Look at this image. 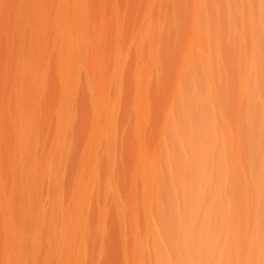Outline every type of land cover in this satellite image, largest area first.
<instances>
[{"label": "rangeland", "instance_id": "1", "mask_svg": "<svg viewBox=\"0 0 264 264\" xmlns=\"http://www.w3.org/2000/svg\"><path fill=\"white\" fill-rule=\"evenodd\" d=\"M13 1L0 0V73L14 77L0 74V263L264 264V0H136L129 16L126 0H20L21 35Z\"/></svg>", "mask_w": 264, "mask_h": 264}, {"label": "bare ground", "instance_id": "2", "mask_svg": "<svg viewBox=\"0 0 264 264\" xmlns=\"http://www.w3.org/2000/svg\"><path fill=\"white\" fill-rule=\"evenodd\" d=\"M15 1H16V0H15ZM15 1H13V2H15ZM43 1H48V0H43ZM63 1H64V0H63ZM116 1H118L119 3H122V4H119V3H117ZM128 1H129V2H128ZM133 1H135V2H133ZM157 1H158V0H157ZM178 1H179V4H180L181 1H180V0H178ZM188 1H189V0H188ZM199 1H201V0H199ZM208 1H209V0H208ZM210 1H211V0H210ZM5 2H6V1H5ZM22 2H23V1H22ZM40 2H41V1H40ZM105 2H106V1H105ZM107 2H108V1H107ZM111 2H112V1H111ZM113 2H116V3L118 4L117 7L120 6V5H123V2H122V1H119V0H114ZM127 2H128V5H130L129 3H131V2H133V3L135 4V3H136V0H126V3H127ZM149 2H151V1H149ZM174 2H175V1H174ZM174 2H173V3H174ZM194 2H195V1H194ZM219 2H220V1H219ZM221 2H222V1H221ZM230 2H232V1H230ZM8 3H10V2L8 1ZM8 3H6V4H8ZM11 3H12V2H11ZM17 3L20 5V0H18V1L15 3L16 6H14L15 4H14V5H13V4L10 5L11 7L13 6V8H12V9L9 8L10 11H9V9H8V12H7V10H6V13L9 14V13L11 12L10 14H12V11H13V10L15 11V8L18 6ZM55 3H56V2H55ZM58 3H60V2H58ZM94 3H95V2H94ZM151 3H152V2H151ZM188 3H189V2H188ZM206 3H207V2H206ZM244 3H245V2H244ZM91 4H92V3H91ZM100 4H102V3H100ZM110 4L113 5V3H110ZM203 4H204V3H203ZM216 4H218V3H216ZM39 5H40V4H39ZM42 5H44V4H42ZM59 5H60V4H59ZM70 5H71V3H70ZM138 5H141V4L138 3ZM169 5H170V4H169ZM174 5H175V4H174ZM180 5H181V4H180ZM212 5H213V4H212ZM212 5H211V6H212ZM219 5H220V4H219ZM224 5H225V4H224ZM231 5H232V4H231ZM35 6H36V4H35ZM44 6H45V5H44ZM57 6H58V5H57ZM91 6H92V5H91ZM93 6H94V5H93ZM98 6H100L99 3H98ZM113 6H114V5H113ZM142 6H143V5H142ZM152 6H153V5H152ZM198 6H199V5H198ZM202 6H203V5H202ZM206 6H207V5H206ZM225 6H226V5H225ZM225 6H224V7H225ZM243 6H244V5H243ZM243 6H242V7H243ZM36 7H37V6H36ZM47 7H48V6H47ZM51 7H52V6H51ZM100 7H101V6H100ZM104 7H105V6H104ZM128 7H130V8L128 9ZM137 7H138V6H137ZM175 7H176V6H175ZM178 7H179V6H178ZM188 7H189V6H188ZM32 8H33V7H32ZM42 8H43V7H42ZM55 8H57V7H55ZM110 8H111V7H110ZM124 8H127V9H128V10L126 9V14H128V16H129V14H130L131 12H133L132 10L136 11L135 8H134L132 5H130V6H126V5H125ZM133 8H134V9H133ZM161 8H162V7H161ZM220 8H221V7H220ZM243 8H244V7H243ZM35 9H36V8H35ZM35 9H34V10H35ZM37 9H38V8H37ZM52 9H53V8H52ZM58 9H59V8H58ZM75 9H76V8H75ZM98 9H99V8H98ZM102 9H104V8H101V10H102ZM111 9H112V8H111ZM113 9H114V8H113ZM151 9H152V8H151ZM207 9H208V8H207ZM211 9H212V8H211ZM223 9H224V8H223ZM223 9H221V10L223 11ZM241 9H242V8H241ZM19 10H21V8H19ZM54 10H55V9H54ZM90 10H92V9L90 8ZM99 10H100V9H99ZM130 10H131V11H130ZM166 10H167V9H166ZM174 10H175V9H174ZM204 10H205V9H204ZM209 10H210V8H209ZM14 11H13V12H14ZM23 11H24V10H23ZM25 11H26V10H25ZM59 11H60V10H59ZM71 11H72V10H71ZM71 11H69V12H71ZM128 11H130V13H128ZM142 11H143V10H142ZM200 11H201V10H200ZM212 11H213V10H212ZM15 12H16V11H15ZM15 12H14L15 15H14V16L12 15V18L14 17V19H17V20H14V24H12V23H11L12 25L10 24V26H12L13 28H14L13 25H15V26L18 25V26H20L21 23H22V22H21L22 12L20 11L21 14L18 12V10H17V13H15ZM34 12H35V11H34ZM34 12H33V13H34ZM62 12H63V11H62ZM69 12H66V13H69ZM97 12H98V11H97ZM118 12H121V11L119 10ZM183 12H184V11H183ZM183 12H182V13H183ZM201 12H202V11H201ZM245 12H246V11H245ZM23 13H24V12H23ZM33 13H32V14H33ZM42 13H43V12H42ZM72 13H73V12H72ZM92 13H93V12H92ZM99 13H100V12H99ZM108 13H109V12H108ZM135 13H137V12H135ZM138 13H139V12H138ZM138 13H137V14H138ZM154 13H155V12H154ZM159 13H160V12H159ZM167 13H168V12H167ZM192 13H194V12H192ZM3 14H5V13H2V15H3ZM28 14H29V13H28ZM74 14H75V13H74ZM88 14H89V13H88ZM95 14H96V13H95ZM151 14H152V13H151ZM204 14H205V13H204ZM214 14H216V13H214ZM232 14H233V13H232ZM244 14H245V13H244ZM20 15H21V16H20ZM23 15H24V14H23ZM33 15H34V14H33ZM36 15H37V14H36ZM39 15H40V14H39ZM107 15H108V14H107ZM116 15H117V14H116ZM120 15H122V13H120ZM140 15H141V13H140ZM211 15H212V14H211ZM3 16H4V15H3ZM5 16H6V14H5ZM5 16H4V17L1 16L2 19H3V24H4V25H2V21H0L2 28L5 26V24H6V22H7V21H6V22L4 23V21H5L4 19H7V17L10 16V15H7V17H5ZM17 16H18V17H17ZM31 16H32V15H31ZM46 16H47V15H46ZM94 16H95V15H94ZM99 16H100V15H98L97 17H99ZM102 16H103V15H102ZM114 16H115V15H114ZM156 16H157V15H156ZM156 16H155V17H156ZM160 16H161V15H160ZM160 16H159V17H160ZM213 16H214V15H213ZM223 16H226V14L223 15ZM227 16H228V15H227ZM231 16H232V15H231ZM20 17H21V18H20ZM25 17H26V16H25ZM48 17H49V16H47L46 19H48ZM54 17H55V16H54ZM58 17H59V16H58ZM131 17H133V16H130V18H131ZM137 17H138V16H137ZM146 17H147V16H146ZM155 17H153V18H155ZM166 17H167V16H166ZM180 17H181V16H180ZM190 17H191V16H190ZM209 17H210V16H209ZM215 17H216V16H215ZM241 17H242V16H241ZM244 17H245V16H244ZM12 18H11V19H12ZM18 18H20L19 21H20L21 23L18 22ZM39 18H40V17H39ZM133 18H134V17H133ZM227 18H228V17H227ZM35 19H36V18H35ZM46 19H45V20H46ZM86 19H87V17H86ZM101 19H102V18H101ZM105 19H107V17H106ZM124 19L126 20L127 18H123V20H124ZM131 19H132V18H131ZM149 19H150V18H149ZM164 19H165V18H164ZM191 19H192V18H191ZM194 19H195V18H194ZM208 19H209V18H208ZM229 19H230V18H229ZM7 20H8V19H7ZM12 20H13V19H12ZM38 20H39V19H38ZM96 20H97V19H96ZM102 20H104V19H102ZM108 20H109V19H108ZM112 20H113V19H112ZM112 20H110V21L112 22ZM118 20L120 21V19H118ZM121 20H122V19H121ZM135 20H137V18H135ZM159 20H161V19H159ZM167 20H168V19H167ZM209 20H210V19H209ZM15 21H16V23H15ZM51 21H52V20H51ZM54 21H55V20H54ZM73 21H74V20H73ZM81 21H82V20H81ZM110 21H109V23H110ZM177 21H178V20H177ZM191 21H192V20H191ZM207 21H208V20H207ZM240 21H241V20H240ZM17 22H18V23H17ZM47 22H48V21H47ZM100 22H101V21H100ZM128 22H129V21H128ZM135 22H136V21H135ZM153 22H154V21H153ZM165 22H166V20H165ZM165 22H164V23H165ZM171 22H172V20H171ZM178 22H179V21H178ZM178 22H177V24H178ZM209 22H210V21H209ZM221 22H222V21H221ZM225 22H227V21H225ZM249 22H250V21H249ZM7 23H8V22H7ZM19 23H20V24H19ZM48 23H49V22H48ZM51 23H52V22H51ZM89 23H90V22H89ZM89 23H88V24H89ZM95 23H96V22H95ZM109 23H108V25H109ZM137 23H138V22H137ZM143 23H144V22H143ZM185 23H186V22H185ZM199 23H200V22H199ZM223 23H224V22H223ZM239 23H240V22H239ZM8 24H9V23H8ZM42 24H43V23H42ZM46 24H47V23H46ZM57 24H58V23H57ZM60 24H62V23H60ZM65 24H66V23H65ZM69 24H70V22H69ZM131 24H132V23H131ZM149 24H150V23H149ZM155 24H156V23H155ZM161 24H162V23H161ZM165 24H166V23H165ZM212 24H213V23H212ZM212 24H210V25H212ZM226 24H227V23H226ZM243 24H244V23H243ZM89 25H90V24H89ZM91 25H92V24H91ZM94 25H95V24H94ZM105 25H106V24H105ZM121 25H122V23H121ZM132 25H134V24H132ZM159 25H160V24H159ZM168 25H169V24H168ZM173 25H174V24H173ZM205 25H206V24H205ZM205 25H204V26H205ZM222 25H223V24H222ZM18 26L16 27V29H15V28H14V29H15L18 33H20V35H21V30L19 29ZM21 26H22V25H21ZM48 26H49V25H48ZM76 26H77V25H76ZM130 26H131V25H130ZM130 26H129V27H130ZM135 26H137V25L135 24ZM146 26H147V25H146ZM153 26H154V24H153ZM227 26H228V25H227ZM12 27H11V28H12ZM30 27H31V26H30ZM44 27H45V24H44ZM53 27H54V26H53ZM68 27H69V26H68ZM71 27H72V26H71ZM85 27H86V26H85ZM93 27H94V26H93ZM101 27H102V26H101ZM104 27H105V26H104ZM113 27H114V26H113ZM129 27H128V29H132V28H129ZM131 27H132V26H131ZM133 27H134V26H133ZM137 27H138V26H137ZM154 27H155V26H154ZM196 27H197V26H196ZM222 27H223V26H222ZM0 28H1V27H0ZM5 28H6V26H5ZM5 28H4L2 31H4ZM40 28H41V26H40ZM80 28H81V27H79V29H80ZM99 28H100V27H99ZM99 28H98V29H99ZM139 28H140V27H139ZM148 28H149V27H148ZM170 28H171V27H170ZM184 28H185V27H184ZM204 28H205V27H204ZM244 28H245V27H244ZM6 29L8 30V28H6ZM14 29H13V30H14ZM38 29H39V28H38ZM52 29H53V28H52ZM83 29H84V28H83ZM103 29H104V28H103ZM103 29H102V30H103ZM110 29H111V28H110ZM113 29H114V28H113ZM133 29H134V28H133ZM146 29H147V28H146ZM224 29H225V27H224ZM0 30H1V29H0ZM10 30H12V29H10ZM13 30H12V31H13ZM15 30H14V31H15ZM18 30H19L20 32H19ZM28 30H29V29H28ZM41 30H42V28H41ZM41 30H40V31H41ZM49 30H50V29H49ZM94 30H95V29H94ZM99 30H100V29H99ZM108 30H109V29H108ZM121 30H122V28H121ZM147 30H148V29H147ZM160 30H163V29H160ZM160 30H159V31H160ZM12 31H11L10 33H12V35H13V34H14V33H13L14 31H13V32H12ZM50 31H51V30H50ZM56 31H57V30H56ZM90 31H91V30H90ZM90 31H89V32H90ZM133 31H134V30H133ZM133 31H132V32H133ZM136 31H137V30H136ZM148 31H149V30H148ZM163 31H165V30H163ZM7 32H8V31H7ZM7 32H6V33H7ZM97 32H98V31H96V33H97ZM100 32H101V31H100ZM104 32H105V31H104ZM106 32L109 33L108 31H106ZM121 32H122V31H121ZM128 32H129V31H128ZM144 32H145V31H144ZM211 32H212V31H211ZM28 33H29V32H28ZM39 33L41 34L42 32H39ZM87 33H88V32H87ZM133 33H134V32H133ZM137 33H138V32H137ZM175 33H176V32H175ZM187 33H188V32H187ZM195 33H196V32H195ZM220 33H221V31H220ZM29 34L31 35V33H29ZM59 34H60V33H59ZM71 34H72V33H71ZM77 34H78V33H77ZM80 34H81V33H80ZM121 34H122V33H121ZM121 34H120V35H121ZM201 34H202V33H201ZM5 35H6V34H5ZM7 35H8V34H7ZM26 35H27V34H26ZM45 35H46V34H45ZM50 35H51V34H49V37H50ZM62 35H63V34H62ZM62 35H61V36H62ZM64 35H65V34H64ZM97 35H98V34H97ZM97 35H95V36H97ZM104 35H105V34H104ZM112 35H113V34H112ZM112 35H111V36H112ZM115 35H116V34H115ZM122 35H123V34H122ZM127 35H128V34H127ZM147 35H148V33H147ZM204 35H205V34H204ZM9 36H10V39H11V34H10ZM9 36H8V37H9ZM28 36H29V35H28ZM33 36H34V35H33ZM107 36H108V35H107ZM107 36H105V37H107ZM132 36H133V34H132ZM149 36H150V35H149ZM154 36H155V35H154ZM171 36H172V34H171ZM209 36H210V35H209ZM216 36H217V35H216ZM216 36H213V35H212L211 37H215V38H216ZM223 36H224V35H223ZM225 36H226V35H225ZM235 36H236V35H235ZM13 37H14V38H13ZM46 37H47V36H46ZM51 37H52V36H51ZM51 37H50V38H51ZM72 37H73V36H72ZM92 37H93V36H92ZM105 37H104V38H105ZM141 37L143 38V36H141ZM163 37H164V36H163ZM178 37H179V36H178ZM178 37H177V38H178ZM203 37H204V36H203ZM1 38H2V37H1ZM66 38H67V37H66ZM66 38H65V39H66ZM173 38H174V37H173ZM196 38H198V37H196ZM224 38H225V37H224ZM236 38H237V37H236ZM13 39H16V38H15V35L12 36V39H11V40H12L13 42H15L14 45L16 46L17 43H16V41H14ZM18 39H19V38H18ZM18 39H17V40H18ZM30 39H32V38H30ZM46 39H48V37H47ZM68 39H69V38H68ZM92 39H94V38H92ZM102 39H103V38H102ZM132 39H133V38H132ZM135 39H136V38H135ZM137 39H138V37H137ZM149 39H151V38H149ZM160 39H161V38H160ZM164 39H165V38H164ZM166 39H167V38H166ZM209 39H210V38H209ZM185 40H186V39H185ZM243 40H244V39H243ZM30 41H31V40H30ZM32 41H33V40H32ZM66 41H67V40H66ZM95 41H96V40H95ZM102 41H103V40H102ZM111 41H112V40H111ZM166 41H167V40H166ZM174 41H175V40H174ZM191 41H192V40H191ZM213 41H214V40H213ZM219 41H220V40H219ZM237 41H239V40H237ZM45 42H47V41H45ZM50 42H51V41H50ZM100 42H101V41H100ZM108 42H109V41H108ZM148 42H149V40H148ZM150 42H152V41H150ZM194 42H195V40H194ZM207 42H208V41H207ZM221 42H222V41H221ZM243 42H244V41H243ZM35 43H36V42H35ZM58 43H59V42H58ZM114 43H115V42H114ZM140 43H141V42H140ZM154 43H155V42H154ZM39 44H40V43H39ZM46 44H47V43H46ZM48 44H49V43H48ZM135 44H136V43H135ZM144 44H145V43H144ZM155 44H156V43H155ZM160 44H161V43H160ZM188 44H189V43H188ZM10 45H11V44H10ZM12 45H13V43H12ZM12 45H11V46H12ZM14 45H13V46H14ZM44 45H45V44H44ZM49 45H50V44H49ZM51 45H52V44H51ZM58 45H59V44H58ZM93 45H94V44H93ZM98 45H99V44H98ZM137 45H138V44H137ZM167 45H168V44H167ZM170 45H171V44H170ZM192 45H193V44H192ZM212 45H213V44H212ZM221 45H222V44H221ZM224 45H225V44H224ZM78 46H79V44H78ZM116 46H117V45H116ZM210 46H211V45H210ZM243 46H244V45H243ZM45 47H46V46H45ZM66 47H67V46H66ZM112 47H113V46H112ZM119 47H120V46H119ZM123 47H124V46H123ZM125 47H126V46H125ZM157 47H158V46H157ZM171 47H172V46H171ZM220 47H221V46H220ZM227 47H228V46H227ZM238 47H239V46H238ZM15 48H16V47H15ZM61 48H62V47H61ZM64 48H65V47H64ZM83 48H84V47H83ZM120 48H121V47H120ZM158 48H159V47H158ZM173 48H174V47H173ZM190 48H192V47H190ZM195 48H196V47H195ZM235 48H236V47H235ZM11 49L14 50V47H11ZM29 49H30V48H29ZM44 49H45V48H44ZM94 49H95V48H94ZM103 49H104V48H103ZM106 49H107V48H106ZM108 49H109V47H108ZM118 49H119V48H118ZM140 49H141V48H140ZM193 49H194V48H193ZM223 49H224V48H223ZM225 49H226V47H225ZM225 49H224V50H225ZM228 49H229V48H228ZM97 50H98V49H97ZM114 50H115V49H114ZM125 50H126V49H125ZM242 50H243V49H242ZM83 51H84V50H83ZM104 51H106V50H104ZM107 51H108V50H107ZM201 51H202V50H201ZM225 51H226V50H225ZM17 52H18V51H17ZM56 52H57V51H56ZM110 52H111V51H110ZM113 52H114V51H113ZM116 52H117V51H116ZM129 52H130V51H129ZM177 52H178V51H177ZM42 53H43V52H42ZM49 53H50V52H49ZM141 53H142V52H141ZM141 53H140V54H141ZM185 53H186V52H185ZM196 53H197V52H196ZM13 54H15V53H13ZM19 54H20V53H19ZM31 54H32V53H31ZM47 54H48V53H47ZM94 54H95V53H94ZM99 54H100V53H99ZM130 54H131V53H130ZM148 54H149V53H148ZM181 54H182V53H181ZM203 54H205V53H203ZM221 54H222V53H221ZM7 55H8V54H7ZM7 55H6V57L4 56V58H5V59L3 58L4 60H7ZM15 55L18 56L17 54H15ZM15 55H14V56H15ZM49 55H50V54H49ZM65 55H66V54H65ZM122 55H123V54H122ZM200 55H201V54H200ZM206 55H207V54H206ZM208 55H209V54H208ZM208 55H207V56H208ZM228 55H229V54H228ZM37 56H38V55H37ZM46 56H47V55H46ZM82 56H83V55H82ZM91 56H92V55H91ZM145 56H146V55H145ZM40 57H41V56H40ZM119 57H120V56H119ZM142 57H143V56H142ZM156 57H158V55H157ZM190 57H191V56H190ZM196 57H197V56H196ZM9 58H10V57L8 56V59H9ZM62 58H63V57H62ZM90 58H91V57H90ZM109 58H110V57H109ZM126 58H128V55L126 56ZM145 58H146V57H145ZM177 58H178V57H177ZM185 58H186V57H185ZM205 58H206V57H205ZM115 59H116V58H115ZM115 59H114V60H115ZM201 59H202V58H201ZM228 59H229V58H228ZM4 60L2 61V63L4 62ZM33 60H34V58H33ZM58 60H59V59H58ZM71 60H72V59H71ZM77 60H78V59H77ZM160 60H161V59H160ZM169 60H170V59H169ZM225 60H226V59H225ZM7 61H8V60H7ZM10 61H11L12 63L14 62L13 57H12V59H11V58L9 59V62H10ZM17 61H19V60H17ZM31 61H32V60H31ZM74 61H75V60H74ZM82 61H83V60H82ZM86 61H87V60H86ZM110 61H111V60H110ZM120 61H121V60H120ZM156 61H157V60H156ZM175 61H176V60H175ZM55 62H56V61H55ZM94 62H95V61H94ZM141 62H142V61H141ZM148 62H149V60H148ZM188 62H189V61H188ZM195 62H196V61H195ZM5 63H6V62H5ZM56 63H58V62H56ZM60 63H61V62H60ZM64 63H65V62H64ZM88 63H89V61H88ZM95 63H96V62H95ZM122 63H123V62H122ZM124 63H125V62H124ZM138 63H139V62H138ZM152 63H153V62H152ZM7 64H8V63H7ZM16 64H17V63H16ZM97 64H98V63H97ZM117 64H118V63H117ZM128 64H129V63H128ZM142 64H143V63H142ZM159 64H160V63H159ZM206 64H207V63H206ZM4 65H5V64H4ZM14 65H15V63H14ZM18 65H20V64H18ZM18 65H17V71H19V72H17L16 69H14V68L12 69V73H13V75H16V76H15V79L18 78V75H19L18 73H20V69H18ZM52 65H53V64H52ZM71 65H72V64H71ZM87 65H88V64H87ZM98 65H99V64H98ZM119 65H120V64H119ZM124 65H125V64H124ZM187 65H188V64H187ZM5 66H7V65H5ZM24 66H26V65H24ZM54 66H55V65H54ZM56 66H57V65H56ZM56 66H55V67H56ZM58 66H59V65H58ZM120 66H121V65H120ZM131 66H132V65H131ZM156 66L158 67V63H157ZM228 66H229V65H228ZM2 67H3V65H2ZM90 67H91V66H90ZM117 67H118V66H117ZM141 67L143 68V66H141ZM161 67H162V66H161ZM166 67H167V66H166ZM171 67H172V66H171ZM180 67H182V66H180ZM208 67H209V66H208ZM225 67H227V66L225 65ZM11 68H12V67H10V69H11ZM76 68H77V67H76ZM112 68H113V67H112ZM137 68H138V66H137ZM163 68H164V67H163ZM173 68H174V67H173ZM189 68H190V67H189ZM3 69H4V67H3ZM3 69H2V70H3ZM10 69H8V67L5 68L6 72L4 71V72H5L4 75H3V73H0V74L3 75V78H4L5 75H7L8 77L11 75V74H10V73H11V70H10ZM26 69H27V68H26ZM44 69H45V68H44ZM60 69H61V68H60ZM119 69H120V68H119ZM139 69H140V67H139ZM170 69H171V68H170ZM225 69H226V68H225ZM0 70H1V68H0ZM7 70L10 71L9 74H6V73H7ZM67 70H68V69H67ZM80 70H81V69H80ZM98 70H99V69H98ZM100 70H101V69H100ZM132 70H133V69H132ZM146 70H147V69H146ZM158 70H159V69H158ZM75 71H76V70H75ZM118 71H119V70H118ZM120 71H121V70H120ZM139 71H140V70H139ZM16 72H17V73H16ZM41 72H42V71H41ZM60 72H61V71H60ZM73 72H74V71H73ZM226 72H227V71H226ZM66 73H68V72L66 71ZM66 73H64V74H66ZM204 73H205V72H204ZM55 74H56V73H55ZM64 74H63V75H64ZM130 74H131V73H130ZM158 74H159V73H158ZM175 74H176V73H175ZM248 74H249V71H248ZM56 75H57V74H56ZM78 75H79V74H78ZM118 75H119V74H118ZM133 75H134V74H133ZM192 75H193V74H192ZM120 76H121V75H120ZM125 76H126V75H125ZM138 76H139V75H138ZM147 76H149V75L147 74ZM162 76H163V75H162ZM245 76H246V75H245ZM5 77H6V76H5ZM8 77H7V79L10 78V77H9V78H8ZM56 77H57V76H56ZM65 77H66V76H65ZM71 77H72V76H71ZM80 77H82V76H80ZM95 77H96V76H95ZM153 77H154V76H153ZM167 77H168V76H167ZM11 78L13 79L14 77H11ZM11 78H10V79H11ZM21 78H22V77H21ZM74 78H75V76H74ZM96 78H97V77H96ZM121 78H122V77H121ZM137 78H139V77H137ZM142 78H143V77H142ZM171 78H172V77H171ZM179 78H180V77H179ZM12 79H11V81H12ZM30 79H32V78H30ZM41 79H42V78H41ZM60 79H61V78H60ZM63 79H64V78H63ZM115 79H116V78H115ZM167 79H168V78H166V80H167ZM235 79H236V78H235ZM246 79H247V78H246ZM1 80H2V79H1ZM1 80H0V81H1ZM3 80H4V79H3ZM3 80H2V82L4 83ZM46 80H47V79H46ZM57 80H58V79H57ZM82 80H83V79H82ZM99 80H100V78H99L98 80L96 79V81H99ZM123 80H124V78H123ZM139 80H140V79H139ZM141 80H142V79H141ZM175 80H176V79H175ZM178 80H179V79H178ZM238 80H240V79H238ZM25 81H26V80H25ZM64 81H65V80H64ZM87 81H88V80H87ZM96 81H95V82H96ZM120 81H121V80H120ZM143 81H144V80H143ZM7 82H8V81H7ZM12 82H13V81H12ZM14 82H15V81H14ZM80 82H81V80H80ZM106 82H107V81H106ZM106 82H105V83H106ZM108 82H109V81H108ZM121 82H122V81H121ZM34 83H35V82H34ZM48 83H49V82H48ZM51 83H52V82H51ZM140 83H141V82H140ZM150 83H151V82H150ZM175 83L177 84L176 81H175ZM175 83H174V84H175ZM241 83H242V82H241ZM4 84H5V83H4ZM96 84H97V83H96ZM109 84H110V83H109ZM121 84H122V83H121ZM172 84H173V83H172ZM238 84H239V83H238ZM48 85H49V84H48ZM186 85H187V84H186ZM234 85H235V84H234ZM242 85H243V84H242ZM242 85H241V86H242ZM2 86H3V85H2ZM2 86H1V89H2ZM68 86H69V85H68ZM75 86H76V85H75ZM111 86H112V85H111ZM124 86H127V85L124 84ZM156 86H157V84H156ZM239 86H240V85H239ZM5 87H7V86H5ZM63 87H64V86H63ZM96 87H97V86H96ZM98 87H99V86H98ZM172 87H173V86H172ZM230 87H231V86H230ZM3 88H4V87H3ZM32 88H34V87H32ZM46 88H47V87H46ZM72 88H73V86H72ZM232 88H233V87H232ZM232 88H231V89H232ZM21 89H22V88H21ZM21 89H20V90H21ZM38 89H39V88H38ZM50 89H51V88H50ZM57 89H58V88H57ZM73 89H74V88H73ZM84 89H85V88H84ZM111 89H112V87H111ZM150 89H151V88H150ZM226 89H227V88H226ZM229 89H230V88H229ZM68 90H69V89H68ZM71 90H72V89H71ZM79 90H80V89H79ZM82 90H83V89H82ZM99 90H100V89H99ZM103 90H104V89H103ZM124 90H125V89H124ZM18 91H19V90H18ZM25 91H26V90H25ZM40 91H41V90H40ZM42 91H44V89H43ZM48 91H49V90H48ZM121 91H122V90H121ZM136 91H137V90H136ZM179 91H180V90H179ZM238 91H239V90H238ZM19 92H20V91H19ZM49 92H50V91H49ZM83 92H84V91H83ZM90 92L92 93L91 90H90ZM112 92H113V91H112ZM162 92H163V89H162ZM231 92H232V91H231ZM47 93H48V92H47ZM60 93H61V92H60ZM93 93H94V89H93ZM93 93H92V94H93ZM97 93H99V92H97ZM149 93H150V92H149ZM166 93H167V92H166ZM169 93H170V92H169ZM240 93H241V92H240ZM25 94H26V93H25ZM63 94H64V93H63ZM154 94H155V93H154ZM58 95H59V93H58ZM160 95H161V94H160ZM238 95H239V94H238ZM242 95H243V94H242ZM4 96H5V95H4ZM30 96H31V95H30ZM41 96H42V95H41ZM55 96H56V95H55ZM90 96H91V95H90ZM119 96H120V95H119ZM123 96H124V93H123ZM143 96H144V95H143ZM171 96H172V95H171ZM0 97H1V96H0ZM9 97H11V96H9ZM50 97H51V96H50ZM73 97H74V96H73ZM78 97H79V96H78ZM86 97H87V94L85 93L84 98H86ZM96 97H99V96L97 95ZM101 97H102V96H101ZM145 97H146V96H145ZM66 98H67V97H66ZM126 98H127V97H126ZM129 98H130V97H129ZM173 98H174V97H173ZM233 98H234V97H233ZM10 99H11V98H10ZM46 99H48V98L46 97ZM61 99H62V98H61ZM61 99H60V100H61ZM70 99H71V98H70ZM73 99H74V98H73ZM97 99H98V98H97ZM99 99H100V97H99ZM103 99H104V98H103ZM231 99H232V98H231ZM5 100H6V99H5ZM7 100H8V99H7ZM44 100H45V99H44ZM49 100H50V99H49ZM54 100H55V99H54ZM60 100H58V101H60ZM65 100H66V99H65ZM80 100H81V99H80ZM130 100H131V99H130ZM155 100H156V99H155ZM45 101H46V100H45ZM88 101H89V100H88ZM92 101H94V100H92ZM95 101H96V100H95ZM101 101H102V100H101ZM159 101H160V100H159ZM228 101H229V100H228ZM54 102L56 103L57 101H54ZM61 102H62V101H61ZM61 102H60V103H61ZM75 102H76V101H75ZM109 102H110V101H109ZM122 102H123V101H122ZM125 102H126V101H125ZM134 102H135V101H134ZM2 103H3V100H2ZM98 103H99V102H98ZM0 104H1V103H0ZM30 104H32V103H30ZM85 104H86V103H85ZM11 105H12V104H10V106H11ZM27 105H28V104H27ZM69 105H70V104H69ZM77 105H78V104H77ZM99 105H100V104H99ZM128 105H129V104H128ZM128 105H127V106H128ZM134 105H135V104H134ZM12 106H13V105H12ZM18 106H19V105H18ZM41 106H42V105H41ZM51 106H52V105H51ZM91 106H92V105H91ZM154 106H155V105H154ZM158 106H159V105H158ZM22 107H23V106H22ZM52 107H53V106H52ZM93 107H94V106H93ZM122 107H123V106H122ZM140 107H141V106H140ZM166 107H167V106H166ZM7 108H8V107H7ZM7 108H6V109H7ZM54 108H55V107H54ZM89 108H90V107H89ZM114 108H115V107H114ZM127 108H128V107H127ZM153 108H154V107H153ZM155 108H156V107H155ZM40 109L45 110V109H43L42 107H41ZM121 109H122V108H121ZM135 109H136V108H135ZM9 110H10V108H9ZM29 110H30V109H29ZM70 110H71V109H70ZM7 111H8V109H7ZM13 111H14V110H13ZM54 111H55V110H54ZM71 111H73V110H71ZM107 112H108V111H107ZM136 112H137V111H136ZM8 113H9V112H8ZM58 113H59V112H58ZM58 113H56V114H58ZM91 113H92V112H91ZM120 113H121V112H120ZM27 114H28V113H27ZM51 114H52V113H51ZM51 114H50V115H51ZM154 114H155V113H154ZM42 115H43V114H42ZM44 115H45V114H44ZM60 115H61V114H60ZM123 115H124V114H123ZM157 115H158V114H157ZM99 116H100V115H99ZM32 117H33V116H32ZM57 117H58V116H57ZM60 117H61V116H60ZM82 117H83V116H82ZM42 118H43V116L41 117V119H42ZM53 118H54V117H53ZM156 118H157V117H156ZM44 119H45V118H44ZM57 119H58V118H57ZM0 120H1V119H0ZM131 120H132V118H131ZM133 120H134V119H133ZM45 121H46V119H45ZM52 121H53V120H52ZM81 121H82V120H81ZM84 121H85V120H84ZM138 121H139V120H138ZM1 122H2V121H1ZM1 122H0V123H1ZM26 122H27V121H26ZM47 122H48V121H47ZM50 122H51V120H50ZM54 122H55V121H54ZM76 122H77V120H76ZM14 123H15V122H14ZM22 123H23V122H22ZM45 123H46V122H45ZM122 123H123V122H122ZM154 123H155V121H154ZM167 123H168V122H167ZM2 124H3V123H2ZM15 124H16V123H15ZM91 124H92V123H91ZM0 125H1V124H0ZM61 125H62V124H61ZM69 125H70V124H69ZM117 125H118V124H117ZM6 126H7V125H6ZM165 126H166V125H165ZM236 126H237V125H236ZM42 127H43V126H42ZM74 127H75V126H74ZM120 127H121V126H120ZM1 128H2V127H1ZM15 128H16V127H15ZM57 128H58V126H57ZM155 128H156V127H155ZM4 129H5V128H4ZM8 129H9V128H8ZM24 129H25V128H24ZM38 129H39V128H38ZM42 130H43V128H42ZM38 131H39V130H38ZM93 131H94V130H93ZM236 131H237V130H236ZM40 132H41V131H40ZM7 133H8V132H7ZM22 133H23V132H22ZM0 134H1V133H0ZM6 135H7V134H6ZM117 135H118V134H117ZM157 135H158V134H157ZM39 136H40V135H39ZM66 136H67V135H66ZM4 137H5V136H4ZM8 137H9V136H8ZM12 137H13V136H12ZM35 137H36V136H35ZM41 137H42V136H40V138H41ZM89 137H90V136H89ZM93 137H94V136H93ZM98 137H99V136H98ZM146 137H147V136H146ZM14 138H16V137H14ZM36 138H37V137H36ZM43 138H44V137H43ZM48 138H49V137H48ZM95 139H96V138H95ZM38 140H39V139H38ZM50 140H51V139H50ZM101 141H102V140H101ZM37 142H38V141H37ZM74 142H75V141H74ZM16 143H17V142H16ZM18 143H19V142H18ZM76 143H77V142H76ZM0 144H2V143H0ZM64 144H66V143H64ZM21 145H22V143H21ZM24 145H25V144H24ZM73 145H75V144H73ZM83 145H84V144H83ZM93 145H94V144H93ZM69 146H70V145H69ZM105 146H106V145H105ZM156 146H157V145H156ZM12 147L15 148V145L12 146ZM12 147H11V148H12ZM22 147H23V146H22ZM67 147H68V145H67ZM70 147H71V146H70ZM70 147H69V148H70ZM86 147H87V146H86ZM26 148H27V147H26ZM99 148H100V147H99ZM15 149H16V148H15ZM40 149H41V148H40ZM95 149H96V148H95ZM95 149H94V150H95ZM97 149H98V147H97ZM10 150H11V149H10ZM37 150H38V149H37ZM78 150H79V149H78ZM84 150H85V149H84ZM123 150H124V149H123ZM235 150H236V149H235ZM3 151H4V149H3ZM11 151H12V150H11ZM16 151H17V150H16ZM27 151H28V150H27ZM38 151H39V150H38ZM44 151H45V150H44ZM1 152H2V151H1ZM12 152H13V151H12ZM57 152H58V151H57ZM13 153H14V152H13ZM17 153H18V152H17ZM51 153H52V152H51ZM1 154H2V153H1ZM93 154H94V153H93ZM97 154H98V153H97ZM9 155H10V154H9ZM16 155H17V154H16ZM31 155H32V154H31ZM31 155H29V156H31ZM50 155H53V154H50ZM24 157H25V156H24ZM70 157H71V156H70ZM49 158H50V157H49ZM6 159H7V158H6ZM16 159H17V158H16ZM3 161H4V160H3ZM101 161H102V160H101ZM59 162H61V161H59ZM67 163H68V161H67ZM6 164H7V163H6ZM27 165H28V164H27ZM54 165H55V164H54ZM6 166H8V165H6ZM77 167H78V166H77ZM82 167H83V166H82ZM0 168H1V167H0ZM1 169H2V168H1ZM136 169H137V168H136ZM86 170H87V169H86ZM35 171H36V170H35ZM8 173H10V171H9ZM86 173H87V172H86ZM0 175H1V174H0ZM30 175H31V174H30ZM51 175H52V174H51ZM66 176H67V175H66ZM84 176H85V175H84ZM0 177H1V176H0ZM3 177H5V176H3ZM53 177H54V176H53ZM147 178H148V177H147ZM17 179H18V178H17ZM1 180H2V179H1ZM1 180H0V181H1ZM11 180H12V179H11ZM20 180H21V179H20ZM13 181H14V180H13ZM18 181H19V179H18ZM18 181H17V182H18ZM85 181H86V180H85ZM7 182H8V181H7ZM11 182H12V181H11ZM14 182H15V181H14ZM17 182H16V183H17ZM20 182H22V180H21ZM115 182H116V181H115ZM30 183H31V182H30ZM33 183H34V182H33ZM30 185H31V184H30ZM3 186H4V185H3ZM9 186H10V185H9ZM9 186H8V187H9ZM17 186L19 187V185H17ZM20 186H21V185H20ZM103 186H104V185H103ZM18 187H16V188L18 189ZM44 187H45V186H44ZM138 187H139V186H138ZM0 188H1V187H0ZM101 188H102V187H101ZM101 188H100V189H101ZM105 188H106V187H105ZM140 188H141V187H140ZM12 189H13V188H12ZM8 190H9V189H8ZM14 190H15V189H14ZM72 190H73V189H72ZM98 190H99V189H98ZM101 191H102V190H101ZM16 192H17V191H16ZM143 192H144V191H143ZM126 193H127V192H126ZM4 195H5V194H4ZM75 195H77V194H75ZM102 195H103V194H102ZM127 195H128V194H127ZM36 196H37V195H36ZM36 196H35V197H36ZM100 196H101V195H100ZM39 197H40V196H39ZM5 198H6V197H5ZM100 198H101V197H100ZM94 200H95V198H94ZM22 201H23V200H22ZM74 201H75V200H74ZM149 202H150V201H149ZM94 203H95V202H94ZM100 203H101V201H100ZM37 204H38V203H37ZM13 205H14V203H13ZM145 205H146V204H145ZM150 205H151V204H150ZM150 205H149V206H150ZM33 206H34V205H33ZM20 208H21V207H20ZM144 208H145V207H144ZM44 209H45V208H44ZM45 211H46V210H45ZM104 212H105V211H104ZM10 213H11V212H10ZM44 213H45V212H44ZM105 214H106V213H105ZM105 214H103V215H105ZM57 215H58V214H57ZM92 215H93V214H92ZM13 216H14V214H13ZM46 216H47V215H46ZM48 217H49V216H48ZM6 218H7V217H6ZM24 218H25V217H24ZM12 219H14V218H12ZM140 219H141V218H140ZM14 221H15V219H14ZM47 221H48V219H47ZM134 221H135V220H134ZM7 222H8V221H7ZM41 222H42V221H41ZM136 223H137V222H136ZM43 224H44V223H43ZM142 226H143V225H142ZM17 227H18V226H17ZM133 227H134V226H133ZM40 229H41V228H40ZM116 229H117V228H116ZM16 230H17V228H16ZM46 230H47V229H46ZM63 230H64V229H63ZM91 231H92V230H91ZM38 232H39V230H38ZM46 232H47V231H46ZM107 232H108V231H107ZM27 233H28V232H27ZM94 234H95V233H94ZM118 234H119V233H118ZM30 235H31V234H30ZM92 235H93V234H92ZM92 235H91V237H92ZM112 235H113V234H112ZM47 236H48V235H47ZM47 236H46V237H47ZM85 236H86V235H85ZM94 236H95V235H94ZM105 236H106V234H105ZM41 237H43V236H41ZM63 237H64V236H63ZM109 237H110V236H109ZM142 237H143V236H142ZM35 238H36V237H35ZM57 238H58V237H57ZM104 238H105V237H104ZM26 239H27V238H26ZM37 239H38V238H37ZM66 239H67V238H66ZM28 240H29V239H28ZM40 240H41V239H40ZM64 240H65V239H64ZM75 240H76V239H75ZM87 240H88V239H87ZM118 240H119V239H118ZM123 240H124V239H123ZM30 241H31V240H30ZM46 241H49V239L46 240ZM72 241H73V240H72ZM85 241H86V240H85ZM116 241H117V240H116ZM0 242H1V241H0ZM41 242H42V240H41ZM41 242H40V243H41ZM67 242H68V241H67ZM70 242H71V241H70ZM70 242H69V243H70ZM95 242H96V241H95ZM107 242H108V240H107ZM86 243H87V242H86ZM89 243H90V242H89ZM115 244H116V243H115ZM117 244H118V243H117ZM120 244H121V242H120ZM40 245H41V244H40ZM42 245H44V244L42 243ZM113 245H114V244H113ZM0 246H1V245H0ZM88 246H89V245H88ZM96 246H97V244H96ZM102 246H103V245H102ZM127 246H128V245H127ZM142 246H143V245H142ZM21 247H22V246H21ZM73 247H74V246H73ZM73 247H72L71 249H73ZM86 247H87V246H86ZM135 247H136V246H135ZM6 248H7V247H6ZM8 248H9V247H8ZM25 248H26V247H25ZM49 248H51V247H49ZM107 248H108V247H107ZM107 248H106V249H107ZM138 248H139V247H138ZM40 249H41V248H40ZM91 249H92V247H91ZM21 250H22V249H21ZM87 250H88V249H87ZM93 250H94V249H93ZM118 250H119V249H118ZM125 250H126V249H125ZM132 250H133V249H132ZM33 251H34V250H33ZM44 251H45V250H44ZM48 251H49V250H48ZM68 251H69V250H68ZM26 252H27V251H26ZM42 252H43V251H42ZM57 252H58V251H57ZM85 252H86V251H85ZM135 252H136V251H135ZM1 253H2V252H1ZM35 253H36V252H35ZM74 253H75V252H74ZM74 253H73V255H74ZM87 253H88V251H87ZM116 253H117V252H116ZM124 253H125V252H124ZM138 253H139V252H138ZM243 253H244V252H243ZM7 254H8V253H7ZM92 254H94V253H92ZM103 254H104V253H103ZM37 255H38V254H37ZM59 255H60V254H59ZM73 255H72V256H73ZM5 256H6V255H5ZM26 256H27V255H26ZM83 256H84V255H83ZM87 256H89V255H87ZM113 256H114V255H113ZM127 256H128V255H127ZM136 256H137V255H136ZM243 256H245V255H243ZM64 257H65V256H64ZM44 258H45V257H44ZM65 258H66V257H65ZM105 258H106V257H105ZM124 258H125V257H124ZM75 259H76V258H75ZM87 259H89V258H87ZM90 259H91V258H90ZM106 259H107V258H106ZM37 260H38V259H37ZM55 260H56V259H55ZM38 261H39V260H38ZM65 261H66V260H65ZM69 261H70V260H69ZM74 261H75V260H74ZM130 261H131V260H130ZM50 262H51V261H50ZM104 262H105V261H104ZM110 262H111V261H110ZM38 263H40V262H38ZM88 263H89V262H88ZM97 263H98V262H97ZM100 263H101V262H100ZM136 263H137V262H136ZM138 263H139V262H138ZM0 264H1V263H0ZM94 264H95V263H94ZM103 264H104V263H103ZM114 264H115V263H114Z\"/></svg>", "mask_w": 264, "mask_h": 264}]
</instances>
